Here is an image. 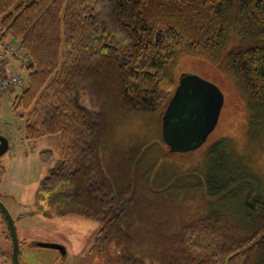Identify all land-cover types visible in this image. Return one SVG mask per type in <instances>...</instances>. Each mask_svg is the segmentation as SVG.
Here are the masks:
<instances>
[{
  "label": "trees",
  "instance_id": "16d2710c",
  "mask_svg": "<svg viewBox=\"0 0 264 264\" xmlns=\"http://www.w3.org/2000/svg\"><path fill=\"white\" fill-rule=\"evenodd\" d=\"M245 23L254 32L246 27V38L230 46L231 27ZM0 39L20 41L30 60L28 86L13 104L32 119L27 138L62 137L63 161L41 190L51 193L54 203L63 200L67 208L100 222L99 237L106 243L146 254L140 247L143 232L130 216L142 203L133 197L140 193L152 201L159 192L151 177L136 178L128 167L131 184L122 187L115 163L108 162L103 120L109 107L149 118L146 129L134 134L131 129L134 137L126 147L132 167L154 154L166 157L158 145H166L163 134L155 133L153 123L163 119L179 85L172 66L180 54L224 56L248 102L247 136L255 144L264 140V0H0ZM247 150L239 151L232 138L207 149L201 170L206 186L193 181L184 189L202 190L209 214L179 227L175 251L157 264H264V177L249 171L252 162L246 164L240 154ZM123 258L127 264L129 257Z\"/></svg>",
  "mask_w": 264,
  "mask_h": 264
},
{
  "label": "rangeland",
  "instance_id": "374dc122",
  "mask_svg": "<svg viewBox=\"0 0 264 264\" xmlns=\"http://www.w3.org/2000/svg\"><path fill=\"white\" fill-rule=\"evenodd\" d=\"M232 18H235V14L227 16V20L231 21ZM234 26L231 27V33L228 36L231 41L230 46L237 44L242 37L246 38V23ZM251 26L250 24L247 28L254 32ZM6 43H10L12 47L17 46L16 49L21 53V60L26 64L24 66L19 59L0 57V83L8 72H11L9 75L15 74L22 79L19 85H7L0 89V136L9 144L8 150L0 155V194L13 214L19 215L27 211L33 213L22 218L18 223L19 230L22 231L20 237H26V243L57 244L66 250L65 254H61L53 249L37 246L35 247L37 263L39 261V264H125L122 260L125 254L129 257L127 264H150L151 262L157 264V261H160L158 258L163 257L165 253L171 254L175 251L174 244L177 241L175 235L179 227L194 224V222L199 223L202 217L209 214V204L204 192L199 188L185 191L184 187L193 181H200L201 185L204 184L203 187L206 186L205 177L201 171L205 163V153L214 142L220 139L232 138L237 142L239 151L248 146V150L240 154L246 157V164L252 162V169L248 167L251 173L253 171L264 177V140L255 144L250 140L249 135L247 136L248 102L241 84L234 80L228 65L225 64L224 56L220 54L216 58L209 59L206 57L209 54L182 53L174 61L172 75L177 84L185 76H192L215 85L221 91L224 96V105L218 125L209 135L207 142L195 151L171 154L169 147L158 144L166 157L162 158L154 154L148 159L132 163L134 164L132 167L129 163L131 161L128 160L126 145L134 137L135 129L147 128L149 118L141 120L139 115L109 107L103 125L108 140L105 149L109 156L108 162H114L116 167L113 169L114 176H117L122 182V187L127 189L126 187H130L129 184H131L130 179L126 177L127 167L135 170L136 178L141 179L140 174L145 173L151 177L152 183L158 184V188L155 189L159 193L152 197V201L140 193H137L136 199L135 196L133 197L134 201L142 203L139 208L138 205L131 208L130 216L134 226L140 229V233L143 232L140 236L144 235L145 238L141 239L144 244H140V247L142 250L146 248V254L136 252L128 245L125 247L102 241L99 237L103 227L100 222L88 219L67 208L63 200L59 199L57 203H54L51 193H44L41 190L43 180L63 161L62 137L57 134L39 139L27 138L26 124L32 119L27 112L15 110L13 104L16 97L21 95L28 86L27 68L30 60L20 41L0 39V46ZM162 120L161 118L159 122H156L155 119L153 123L156 127L155 133L159 137L163 132ZM144 121L145 125L142 124ZM131 129L134 131L133 134H130ZM263 138L264 135L260 137V139ZM46 152L52 153V157ZM138 185L143 187L140 181ZM130 199L131 195L128 194L127 200ZM151 203V207H148ZM149 211L150 214L147 215ZM133 214L140 215L133 218ZM156 217L157 220H155ZM154 221H156V228L152 233L154 240L149 243L146 238L150 234L148 230H151L150 226ZM211 223L215 224V222ZM193 236L195 237L194 234ZM200 236L202 243H208L207 237L201 234ZM192 237L189 236V239L191 240ZM210 237L214 239V236L210 235ZM183 238V241H187L188 235Z\"/></svg>",
  "mask_w": 264,
  "mask_h": 264
},
{
  "label": "water",
  "instance_id": "95a60500",
  "mask_svg": "<svg viewBox=\"0 0 264 264\" xmlns=\"http://www.w3.org/2000/svg\"><path fill=\"white\" fill-rule=\"evenodd\" d=\"M223 105L224 96L215 85L185 76L176 88L162 120L163 139L170 152L183 154L202 147L217 127ZM8 147L7 140L0 136V155ZM14 240L17 244L16 234ZM43 246L65 250L57 244Z\"/></svg>",
  "mask_w": 264,
  "mask_h": 264
},
{
  "label": "flooded vegetation",
  "instance_id": "af4514ba",
  "mask_svg": "<svg viewBox=\"0 0 264 264\" xmlns=\"http://www.w3.org/2000/svg\"><path fill=\"white\" fill-rule=\"evenodd\" d=\"M10 210L7 208L3 201V196L0 194V264H17V261L18 264H39V261L37 263V255H35V247H50H44L43 245L45 243H26V237H20L22 231L19 230L18 225L22 218L32 215L33 213L27 211L23 214L16 215ZM15 234L17 244L14 240ZM50 249L61 254L66 253V250L61 251L55 248Z\"/></svg>",
  "mask_w": 264,
  "mask_h": 264
},
{
  "label": "built area",
  "instance_id": "2783aa9c",
  "mask_svg": "<svg viewBox=\"0 0 264 264\" xmlns=\"http://www.w3.org/2000/svg\"><path fill=\"white\" fill-rule=\"evenodd\" d=\"M0 57L19 58V60L22 59L21 53L17 49L11 47L9 44H4V45L0 46ZM23 63H24L23 65L25 66L26 63L25 62H23ZM1 81H2V83H0V89L2 87H6L7 85L16 86V85H19L22 83L21 77L18 75H15V74H12L8 77H3V79Z\"/></svg>",
  "mask_w": 264,
  "mask_h": 264
},
{
  "label": "bare ground",
  "instance_id": "6f19581e",
  "mask_svg": "<svg viewBox=\"0 0 264 264\" xmlns=\"http://www.w3.org/2000/svg\"><path fill=\"white\" fill-rule=\"evenodd\" d=\"M220 119V118H219Z\"/></svg>",
  "mask_w": 264,
  "mask_h": 264
}]
</instances>
